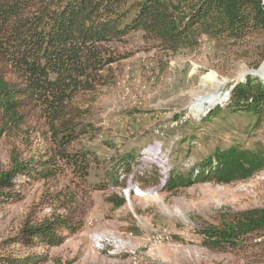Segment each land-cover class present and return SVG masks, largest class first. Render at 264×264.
Here are the masks:
<instances>
[{
  "label": "rangeland",
  "instance_id": "obj_1",
  "mask_svg": "<svg viewBox=\"0 0 264 264\" xmlns=\"http://www.w3.org/2000/svg\"><path fill=\"white\" fill-rule=\"evenodd\" d=\"M66 2L35 0V10L57 11ZM104 47L116 59L115 84L81 102L85 132L67 150L90 156L88 181L104 189H88L63 162L53 179L17 178L14 192L21 199L0 204L6 257L45 253L46 264H264V247L237 256L214 254L194 233L219 226L226 213L264 208V172L229 186L166 189L171 177L195 173L219 150L264 148V123L257 127L253 115L228 108L238 83L264 81V38L234 45L203 37L195 50L172 54L142 32H131ZM214 77L224 85L212 91ZM44 131L34 121L28 133L0 140V174L12 168L13 156L29 160L38 146L53 155L56 145ZM69 209L83 224L62 246L12 245L24 224Z\"/></svg>",
  "mask_w": 264,
  "mask_h": 264
},
{
  "label": "trees",
  "instance_id": "obj_2",
  "mask_svg": "<svg viewBox=\"0 0 264 264\" xmlns=\"http://www.w3.org/2000/svg\"><path fill=\"white\" fill-rule=\"evenodd\" d=\"M35 9V0L0 1V140L28 133L36 121L43 123L45 138L51 136L56 148L49 155L38 146L29 160L13 156L12 168L0 174V204L4 205L21 199L14 192L17 178L53 179L60 162L69 164L73 176L88 189H104L88 181L90 156L67 150L85 132L87 112L81 102L115 84L111 66L116 59L105 50L108 42L142 32L177 54L195 50L203 37L234 45L264 38V0H67L57 11ZM228 108L253 115L260 127L264 81L248 78L238 83ZM262 172L263 147L232 146L217 151L195 173L171 177L166 189L229 186ZM7 188H13L12 192L7 193ZM115 202L125 204L124 199ZM82 224L75 209H69L63 216L24 224L11 242L15 248H57L76 235ZM194 233L200 246L214 254L237 256L263 249L264 208L226 213L219 226ZM7 249L0 247V264L48 262L45 253L12 259L6 257Z\"/></svg>",
  "mask_w": 264,
  "mask_h": 264
},
{
  "label": "bare ground",
  "instance_id": "obj_3",
  "mask_svg": "<svg viewBox=\"0 0 264 264\" xmlns=\"http://www.w3.org/2000/svg\"><path fill=\"white\" fill-rule=\"evenodd\" d=\"M211 84L213 86L212 91H214V90H216V89H218L224 85L223 82L219 81L216 77L213 78V80L211 81ZM198 98H199L198 100L199 101L201 100L202 102L206 100V99H204V97L202 95H199Z\"/></svg>",
  "mask_w": 264,
  "mask_h": 264
}]
</instances>
